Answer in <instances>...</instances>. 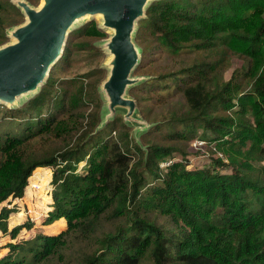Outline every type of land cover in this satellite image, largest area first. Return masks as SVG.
<instances>
[{
	"label": "trees",
	"instance_id": "obj_1",
	"mask_svg": "<svg viewBox=\"0 0 264 264\" xmlns=\"http://www.w3.org/2000/svg\"><path fill=\"white\" fill-rule=\"evenodd\" d=\"M22 18L0 0V45ZM103 35L93 19L71 30L38 92L21 108L0 105L23 120L0 136V231L15 239L0 264H264V164H253L264 160V0L147 5L134 35L142 57L186 49L195 56L129 90L152 124L141 144L121 115L97 128L103 69L84 79L56 76L88 37ZM232 58L241 64L224 78ZM178 95L161 118L157 107ZM199 128L196 138L213 143L210 163L191 168L186 145ZM176 153L182 158L169 159ZM36 167L51 170L50 209L34 237L19 239L33 222L27 216L9 228L14 208L1 203L38 190ZM61 219L64 228L51 233Z\"/></svg>",
	"mask_w": 264,
	"mask_h": 264
},
{
	"label": "water",
	"instance_id": "obj_2",
	"mask_svg": "<svg viewBox=\"0 0 264 264\" xmlns=\"http://www.w3.org/2000/svg\"><path fill=\"white\" fill-rule=\"evenodd\" d=\"M153 0H41L34 7L28 0H11L25 20L6 29L12 41L0 45V102L13 105L17 98L45 82L51 66L62 55L71 26L87 16L99 15L101 26L111 34L104 44L110 54L108 70L100 83L105 103L97 128L124 110L127 124L146 130L150 123L137 114L128 87L143 79L132 76L141 49L134 40L138 20ZM40 89V88H39Z\"/></svg>",
	"mask_w": 264,
	"mask_h": 264
},
{
	"label": "rangeland",
	"instance_id": "obj_3",
	"mask_svg": "<svg viewBox=\"0 0 264 264\" xmlns=\"http://www.w3.org/2000/svg\"><path fill=\"white\" fill-rule=\"evenodd\" d=\"M40 1L41 0H35V2L31 4L34 7H37ZM22 17H23L22 21H24L25 18L23 14H22ZM92 19L95 20L97 23V26L105 32V35H103L102 37H93V38L88 37L89 38L88 44L86 46H81L79 48H76L75 49L76 51L72 57V60L69 62L68 66L65 68V70L58 71L56 76L60 78L76 77L78 79H84L85 78L84 75L90 69L96 68V67L103 69L105 73H107V70H108L107 65L110 60V54L108 50L106 49L104 42L111 34V31L101 26L100 16L99 15L87 16L83 19H80L71 26L70 31L75 28H78L82 24ZM9 41H12V37L10 35H8L7 42ZM194 56H195V53L189 49L182 50L181 55L178 57H173V56L171 57L165 53L157 52L155 57L151 61V59H148L147 57H142V53H141L139 62L136 65V67H138L139 65H142L144 69L143 73H146V74L144 75L140 73L139 74L134 73V70L136 67L134 68V70L132 71V76H136V77L141 76L143 77V79L140 80L135 85L128 87L126 95L134 99V97L131 96L129 92V90L132 87L138 85L139 83L145 80L150 79L151 77L150 75H154V73H158L160 70L176 69L173 67H177L180 58L183 59L185 62H190L192 60V57ZM240 64H241V60H239L238 58H232V63H231L230 68L226 69L222 73L224 78H228L230 76L232 67L240 66ZM100 83L98 86V91L101 95V107H103L105 103V99H104L102 91L100 90ZM40 86H38L36 90L30 91L26 93L25 95L18 97L16 102L12 106L2 103V102H0V105H4L7 108H21L26 104V101L29 98L33 97L38 92ZM176 99H179L182 101V99L178 95L175 98L169 101H166V103L162 105V107H157L162 112L160 115L161 118L165 119V115L167 114V111L179 104V102ZM150 102H151V98H149L148 103L150 104ZM136 106H137V103H136ZM123 113H124L123 109L117 108L115 110L114 115L122 116ZM137 114L142 117L141 112H139L138 110V106H137ZM21 117H22V114L13 116L10 113L6 112L4 109L0 108V136L5 132H9L10 134L11 132H17L18 130H20L23 127L22 125L23 120L21 119ZM127 125L130 127L129 134L135 138L138 144H141V141L139 140V138H141V133L145 132V130L139 131L140 133L135 134L136 130L139 129V127H137V125L134 123L127 124ZM151 126L152 124L150 123L147 130ZM102 127L103 126H101L100 128ZM201 131L202 130L200 128L197 129L194 138L199 137ZM208 135L210 136L211 134L208 132ZM193 139L189 140V143L186 145V151H187L186 157L188 158V161H189L188 167L193 168V167L208 166V164L210 163L209 154L211 152V149H212L211 145H213V143H209L208 145L205 143L198 145V144H193ZM219 155L223 156L222 153H219ZM180 157L182 158L181 154L176 153L173 158H169V159L177 160ZM87 163L88 162L86 159L84 161L79 162L78 171H83V169L86 168ZM253 164L255 165L264 164V160L254 161ZM160 165H165V162L162 161ZM225 171H229V168H226ZM50 173H51V170L49 167L35 168L32 171V174H33L32 184L33 186H36L38 190L31 189L30 192H27V189H26L21 198H8L6 201L1 203L2 205L4 204L9 208H14L15 210V211L13 210L7 218V223H8L9 228L15 225H18L20 223H23L26 220L27 216L33 222V224H35V225H32L29 229L22 228L19 233L20 237L19 236L17 237L19 239H26L28 237H34V235L37 234L39 230L43 228V226H40L39 223H36V222L42 219V217L45 214L46 209L47 210L50 209V195H51L50 192L52 189V186L50 185V178H51ZM36 193H39V194H36ZM58 230L60 231V229ZM2 234L5 235L6 233L2 232ZM3 235L0 234V253L1 254L6 252V250L9 247V243L15 241L14 238L11 240V238H9L8 236L3 237ZM139 264H142V262Z\"/></svg>",
	"mask_w": 264,
	"mask_h": 264
},
{
	"label": "crops",
	"instance_id": "obj_4",
	"mask_svg": "<svg viewBox=\"0 0 264 264\" xmlns=\"http://www.w3.org/2000/svg\"><path fill=\"white\" fill-rule=\"evenodd\" d=\"M36 168H40V167H36ZM27 187V186H26ZM26 190V188L24 189V191ZM35 193V192H34ZM36 194H39V193H36ZM22 197V196H21ZM20 197V198H21ZM47 210V209H46ZM45 210V211H46ZM15 211V210H14ZM14 213V212H13ZM8 218V217H7ZM6 222H7V219H6ZM37 223V222H36ZM7 225H8V223H7ZM32 225H35V224H32ZM42 226V225H41ZM45 225H43V227H44ZM64 228V221L61 219V220H58L57 221V224L56 225H54L53 226V228H52V232L51 233H56V232H58L59 230L58 229H63ZM0 234L1 235H3L2 234V232L0 231ZM7 235L5 234V235H3V237H6Z\"/></svg>",
	"mask_w": 264,
	"mask_h": 264
},
{
	"label": "built area",
	"instance_id": "obj_5",
	"mask_svg": "<svg viewBox=\"0 0 264 264\" xmlns=\"http://www.w3.org/2000/svg\"><path fill=\"white\" fill-rule=\"evenodd\" d=\"M204 143V141L202 140V139H199V138H195L194 140H193V144H198V145H200V144H203ZM168 162H165V164H167ZM163 166V165H162ZM29 184V183H28Z\"/></svg>",
	"mask_w": 264,
	"mask_h": 264
}]
</instances>
